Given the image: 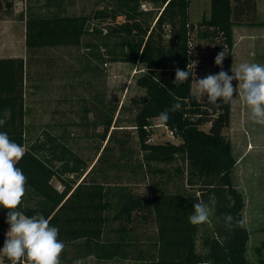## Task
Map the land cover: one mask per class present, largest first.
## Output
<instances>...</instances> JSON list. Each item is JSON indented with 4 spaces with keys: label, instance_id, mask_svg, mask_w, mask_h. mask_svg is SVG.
<instances>
[{
    "label": "trees",
    "instance_id": "1",
    "mask_svg": "<svg viewBox=\"0 0 264 264\" xmlns=\"http://www.w3.org/2000/svg\"><path fill=\"white\" fill-rule=\"evenodd\" d=\"M143 1L153 2L155 7L144 9ZM190 2L96 0L88 14H67L65 0H47L45 12L27 7L26 58L0 57V118L6 121L0 131L25 146L24 155L15 164L26 177L18 209L27 216L41 213L59 229L58 238L65 244L60 264H78L91 256L93 264H264V240L256 248V260L247 256L245 197L234 180L237 160L232 142L224 133L231 123V103L220 100L212 104L193 95L192 61L196 35L216 42L218 53L225 52L222 65L230 74L234 26L264 25V21L248 18V13L253 12L238 11L233 0H211L210 16L194 23L190 20ZM89 33L98 36V40L86 45L92 50L105 48L108 61L144 65L146 72L137 79L144 93L133 96L129 104L141 153L136 163L128 134H118L125 126L113 125L118 109L113 105L98 115L105 145L93 164L51 133L45 132L44 139L38 136L28 142L31 126L25 120L29 114L25 87L30 58L44 48L81 46ZM90 53L97 56V52ZM177 67L189 68L191 73L182 84L174 82ZM100 102L104 105L103 100ZM176 102L181 103V109L171 111ZM124 109L123 105L120 112ZM166 109L168 119L162 123L179 142H151L152 120L160 118ZM116 151L119 156L115 159ZM174 162L178 165L175 176H171L161 164ZM101 163H121L117 165L119 171L126 164L129 167L123 171L132 175L146 170L157 175L158 181L136 190L108 183V172L97 169ZM119 173L114 177L118 178ZM53 179L63 189H58ZM170 181L173 189L167 186ZM179 181L191 189L179 185ZM196 202L211 208L207 222H189ZM8 211L0 206V247L5 241L2 230L9 226ZM227 215L232 219L226 223ZM112 222L118 223L116 228L111 227ZM139 229L155 231L146 248L139 240ZM112 233L114 237L110 236ZM68 247L74 248L75 253L69 258ZM3 262L30 264L27 257L19 261L4 257Z\"/></svg>",
    "mask_w": 264,
    "mask_h": 264
},
{
    "label": "rangeland",
    "instance_id": "2",
    "mask_svg": "<svg viewBox=\"0 0 264 264\" xmlns=\"http://www.w3.org/2000/svg\"><path fill=\"white\" fill-rule=\"evenodd\" d=\"M203 1L190 2V19L194 23L202 17ZM257 1L259 10L256 19L263 21L264 0ZM95 2L96 0H65L64 13L88 14L94 9ZM9 3L12 5L10 6ZM46 3L47 0H0V44L7 41L13 47V52H18L24 39V17L27 7L45 12L48 10L45 7ZM142 7L150 9L155 7V4L143 1ZM263 26L247 24L235 27L232 68L244 62L264 64ZM84 38L81 46L44 48L30 58L27 84L28 89L31 88L32 91L29 101L31 128L28 142L38 136L44 139L45 132L51 133L61 138L60 140L83 156L89 164H93L100 155V148L105 145L101 139L104 128L98 125V115L100 110L105 112L113 105L118 107L113 125L125 126V130H121L118 134L121 137L128 134V145L134 149L132 160L136 163L141 159V153L138 151L136 130L132 126L133 112L129 104L133 96L144 93V89L137 84L138 77L146 72L144 65L110 62L105 48L92 50L86 45L88 42L97 41L98 36L89 33ZM193 43L192 61L195 78H203L221 70L226 71L222 66L215 64V56L218 53L216 42L193 35ZM91 51L97 52V56H91ZM232 83L235 88L238 80L234 79ZM240 83L242 84V81ZM195 84L196 79L194 88ZM241 92L242 89H238L230 100L231 123L224 133L232 142L233 153L237 160L234 180L245 197L243 223L249 231L247 256L251 260H256L258 257L256 248L264 240V124H258L250 119L251 110L242 100ZM197 96L202 101H208L206 95ZM100 100H103L104 105H101ZM123 105L125 109L120 112ZM102 106H105L104 109ZM149 130L151 142H179V138L165 127L161 118H154ZM118 156L119 151H116L113 157L116 159ZM117 165L101 163L97 169L103 168L108 172V183L128 185L135 190L158 181V176L152 172L137 170V173L132 175L128 170L123 171L129 167L128 165H122L121 172ZM177 165V162L161 164L171 172V176H175ZM118 173V178L114 177ZM54 183L56 187L63 189L56 179ZM178 184L191 189L183 181H179ZM167 186L173 189V181L168 182ZM108 213L112 215L113 211ZM110 225L116 228L118 223L112 222ZM114 235V233L110 234L112 237ZM154 235L153 229L138 230L139 240L145 248ZM74 254V248L68 247L66 256L69 258ZM4 257H6L4 254L0 257L2 264ZM77 263L93 264L95 261L91 256ZM115 264L123 263L115 262ZM124 264L133 263L125 261Z\"/></svg>",
    "mask_w": 264,
    "mask_h": 264
},
{
    "label": "clouds",
    "instance_id": "3",
    "mask_svg": "<svg viewBox=\"0 0 264 264\" xmlns=\"http://www.w3.org/2000/svg\"><path fill=\"white\" fill-rule=\"evenodd\" d=\"M225 56L224 51L218 53L215 56V64L222 66ZM190 75L189 68L181 70L177 67L174 82L182 84ZM195 79L193 95H206L212 104L220 100L230 101L234 93L242 89L241 98L250 107V119L264 124V64L244 62L232 68L231 74L221 70ZM234 79L238 80L235 88L232 83ZM181 107V103L176 102L171 106V111H177ZM168 112V109L162 111L160 118L166 121ZM5 122L0 118V126ZM23 155L22 146L10 140L7 132L0 131V206L9 209L6 215L9 230L3 246L0 247V253L12 261L27 257L30 264H60V253L65 244L58 238L59 229L51 225L49 219L41 213L27 216L18 209L25 191L26 177L15 164ZM211 211L206 203L196 202L188 220L192 224L207 222ZM231 219V215H227L226 223Z\"/></svg>",
    "mask_w": 264,
    "mask_h": 264
},
{
    "label": "crops",
    "instance_id": "4",
    "mask_svg": "<svg viewBox=\"0 0 264 264\" xmlns=\"http://www.w3.org/2000/svg\"><path fill=\"white\" fill-rule=\"evenodd\" d=\"M202 1L203 0H200L201 3H202ZM203 2H204L203 10H202V13H201L202 17L198 21H201L204 17H209L210 14H211V0H204ZM233 5L237 7L238 11H241L242 9L243 10L245 9L246 10L245 13L246 12H253V13H248L249 14L248 18H254L256 20V22H260L259 20L256 19L257 11L259 10V6H258V1L257 0H233ZM249 8H251V10L247 11V9H249ZM263 8H264V5H263ZM189 13H190V9H189ZM190 15H191V13H190ZM243 25H247V24H243ZM236 26H241V25L236 24L234 26V29H235ZM23 38L24 39H23L22 46H21V48H19L18 52H16V51L13 52V50H14L13 47L7 41L4 44H0V57H24V58H26V55H27V47H26V44H25V41H26V26H24V37ZM30 91H32V90H31V88L28 89V85H27L25 87V102H26V107L29 110V114L26 116V119H25L27 124H29V122H30V118H29V115H30V108H29L30 104H29V101H30V96H31V92ZM22 148H23V151H24L25 150V146H23ZM54 180H52L53 183H54ZM7 230H9V226L5 227L2 230V232L5 235V239H6ZM2 255L3 254L0 253V257H2ZM1 261L2 260L0 258V263H1Z\"/></svg>",
    "mask_w": 264,
    "mask_h": 264
},
{
    "label": "built area",
    "instance_id": "5",
    "mask_svg": "<svg viewBox=\"0 0 264 264\" xmlns=\"http://www.w3.org/2000/svg\"><path fill=\"white\" fill-rule=\"evenodd\" d=\"M222 67L229 73V71L222 65ZM62 184H60V186H61ZM58 189H60L61 190V188L60 187H58Z\"/></svg>",
    "mask_w": 264,
    "mask_h": 264
}]
</instances>
